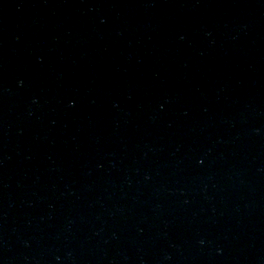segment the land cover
<instances>
[{"label": "water", "instance_id": "obj_1", "mask_svg": "<svg viewBox=\"0 0 264 264\" xmlns=\"http://www.w3.org/2000/svg\"><path fill=\"white\" fill-rule=\"evenodd\" d=\"M0 264H264V0H0Z\"/></svg>", "mask_w": 264, "mask_h": 264}]
</instances>
